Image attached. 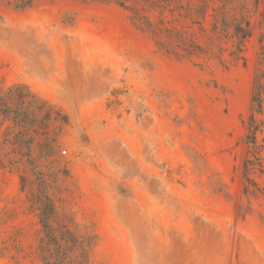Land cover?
<instances>
[{"label": "rangeland", "instance_id": "rangeland-1", "mask_svg": "<svg viewBox=\"0 0 264 264\" xmlns=\"http://www.w3.org/2000/svg\"><path fill=\"white\" fill-rule=\"evenodd\" d=\"M255 79L264 0H0V86L45 115L0 127V264H45L47 206L89 264H264Z\"/></svg>", "mask_w": 264, "mask_h": 264}, {"label": "trees", "instance_id": "trees-1", "mask_svg": "<svg viewBox=\"0 0 264 264\" xmlns=\"http://www.w3.org/2000/svg\"><path fill=\"white\" fill-rule=\"evenodd\" d=\"M24 89V86L14 85L8 88L0 86V127L6 122L11 121V125L6 126V131L4 136H6L12 127H17L19 130L16 133L26 134L28 131V124L38 123L42 126H45V115L39 117L38 113L34 109L31 113V117H27L25 114L26 107H24L22 112H19L18 107H13V103L17 98H20V105L28 103L25 97L30 96L34 97L28 90L21 91ZM264 88V85L258 80L255 79L253 85V91L251 92V112L249 115L248 128L245 136V141L248 144L249 149L254 151V157L256 160L263 161L260 153L264 151V144L257 143V134L262 132V123L260 119L256 117V113L262 114L264 112V100L261 97V92ZM38 100V98H36ZM41 104L38 106V109H41L42 106L46 104L44 101H40ZM16 104H18L16 102ZM18 111L19 117L17 118L14 112ZM47 116V115H46ZM50 116V113L48 114ZM49 118V117H48ZM40 125V126H41ZM42 128V127H40ZM5 142L6 137L3 139ZM264 142V138L262 139ZM252 162L250 159L245 160V167L247 168L248 163ZM46 205V204H45ZM49 205V204H48ZM49 206L42 208L39 211L40 221L45 227L46 238H41L40 250L41 258L45 264H64V249L71 251L70 253V264H89L88 263V251L91 247V236L87 239L79 240L78 237L66 226L60 227L58 229V235L54 233V230L49 226V220L53 214V209ZM54 254L55 259L51 260V256Z\"/></svg>", "mask_w": 264, "mask_h": 264}]
</instances>
